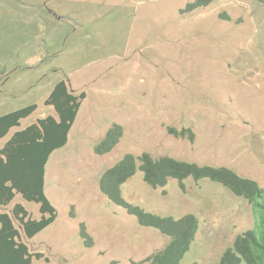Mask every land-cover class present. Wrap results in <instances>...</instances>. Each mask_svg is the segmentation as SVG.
<instances>
[{"label": "rangeland", "instance_id": "1", "mask_svg": "<svg viewBox=\"0 0 264 264\" xmlns=\"http://www.w3.org/2000/svg\"><path fill=\"white\" fill-rule=\"evenodd\" d=\"M194 1L0 0V116L37 105L0 147L15 131L56 117L44 102L58 82L86 94L68 143L46 166L57 218L31 240L22 236L43 255L31 264H139L164 248L169 239L100 192L103 172L126 154L227 167L264 187V1L212 0L181 12ZM113 124L124 129L120 143L96 155ZM168 127L191 128L194 143ZM184 184L182 191L170 180L162 194L138 171L122 194L160 216L195 215L199 230L182 264H219L257 216L220 184ZM15 203L40 217L38 205L19 195L5 211ZM82 224L91 248L80 238Z\"/></svg>", "mask_w": 264, "mask_h": 264}, {"label": "trees", "instance_id": "2", "mask_svg": "<svg viewBox=\"0 0 264 264\" xmlns=\"http://www.w3.org/2000/svg\"><path fill=\"white\" fill-rule=\"evenodd\" d=\"M211 2L195 0L181 12L205 8ZM85 98V92L77 94L69 89L66 81L58 82L44 102L53 108L56 117L51 115L38 119L36 123L15 131L0 147V264H31L34 259L43 257L41 253H31L28 245L22 241V236L31 240L57 218V211L45 193L46 166L51 155L68 143L69 133ZM36 110L37 105H30L0 116V142ZM167 131L176 138H186L191 143L195 141V133L191 128L178 131L168 127ZM123 135V127L113 124L94 146V153L98 156L109 154L120 143ZM138 171L143 173V181L149 187L161 190L162 194H166L165 188L170 180L177 181L182 191L185 190L184 181L188 179L195 182L209 180L230 190L236 197L247 200L255 219L256 216L258 219L255 220V227L236 237L232 246L223 252L219 264H264V187L227 167L201 166L171 156L154 157L148 152H143L139 157L126 154L105 170L99 179L100 192L113 205L135 217L139 226L157 230L169 239L163 249L139 264H182L195 241L199 221L193 214L174 219L128 203L123 198L122 186ZM18 195L38 205V219L31 218L19 203H15L9 212L5 211ZM70 216L73 217L72 212ZM79 235L86 248L93 246L84 224L80 226ZM45 260L48 262V258Z\"/></svg>", "mask_w": 264, "mask_h": 264}]
</instances>
